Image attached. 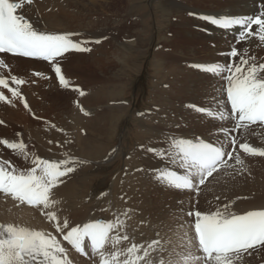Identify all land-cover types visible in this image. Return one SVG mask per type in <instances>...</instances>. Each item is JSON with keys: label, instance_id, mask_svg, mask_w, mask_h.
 Here are the masks:
<instances>
[{"label": "bare ground", "instance_id": "bare-ground-1", "mask_svg": "<svg viewBox=\"0 0 264 264\" xmlns=\"http://www.w3.org/2000/svg\"><path fill=\"white\" fill-rule=\"evenodd\" d=\"M11 1H17V3L22 4L23 11L18 12V14H23L25 18L28 19L37 30L44 31L47 33L62 34L59 32L60 30L68 29V27L66 26L67 24L66 25L62 24V22H60V19L54 17L55 14L53 11H55V9L53 7L56 6V3L61 2L59 0H31L30 3L26 0H11ZM104 1L106 2V5L114 9V11L120 10L122 4L125 3L124 8H122L123 9L122 11L124 12L126 8L130 10L132 9L130 11V14H134V15L138 14L136 12H138L139 10H141L143 13L145 12V6L142 2L137 6H135L132 5L133 4L132 0H123V1L104 0ZM64 4H62L61 7H64L63 6ZM129 4H131V6ZM258 4L264 7V4L261 2V0H238L237 2L235 1L231 5V7H227L219 12L215 11L216 13L208 12V11L204 12L200 10H196V11L203 12L202 14L201 13L199 14L200 17L215 16L217 18H220L223 16H229L234 18H243V17L255 16L259 14L257 10ZM93 6L95 7L97 6V4L95 3ZM61 7H60V11L62 10ZM56 12L58 14V11ZM202 23L207 28L211 29V33L213 32L212 34L211 33L208 34L210 35L211 38L213 39L214 37L220 38V43L218 44H222V46L223 44L227 45V47L226 46L225 47L229 51L233 48L232 45L235 42L236 40L235 37L237 35V32L239 31L238 26H235L232 29L223 30L221 28L212 25L211 23H206L204 20H202ZM214 33H216L217 36H215ZM137 40L138 38L135 37L134 41H132L133 46L135 48L139 46L136 45V43H138ZM116 43L118 44V46L121 45V42L120 43L116 42ZM146 43L150 45L152 44L150 39H147ZM245 43L251 45L250 47L252 51L258 50L259 53H261V55H258L256 57V60L258 61L257 66L259 64L264 63V55L262 54V52L264 51V42L260 41L258 37L255 38L251 37L248 40H246ZM93 47L94 49L97 48L96 45H93ZM115 48H119V47H115ZM115 48L110 51V53L112 54L105 58V63L107 65H111L117 59L121 58L119 49H115ZM218 48L216 47L212 48L211 51L212 54L209 59L208 58L197 59L198 57L187 58L186 60L187 62H185L184 60V65H181V67L180 65H178L179 63L178 59L182 55L175 54L174 52L166 53L161 50L160 51L158 50L159 51L158 53L155 52V55H157L156 58L162 61V64L165 69L164 74L170 76L169 78L176 77L177 80L175 81H178L179 83H181L182 81H189V82L198 81L199 85L206 87L205 93L203 95L204 99L202 100L201 106H206L207 113L210 112L211 114L200 113L189 107H183L184 111L186 110L185 108H189L191 109V111L193 110L198 112V114L197 113L190 114V116L189 117L187 116L186 118L187 119L186 123L192 124L195 127V130L192 131L191 135L183 134V133L178 135L179 134L178 133L177 137L179 138L181 137V135L185 137L190 136L189 139H193L194 142L199 141L201 138H203V141L214 144L215 146L221 148L222 151H230L231 142L230 143L227 142L228 143L227 147L229 148L228 149L226 148L227 143H225L223 139L227 138V140L229 141L230 136L231 137L236 136L239 141L237 142L236 149L232 150L233 155L234 156L238 155L241 160L242 158L257 159L258 157L254 156L253 158H251L249 157V155L243 154L242 153L243 151L239 152L238 149L240 143H248L250 146L255 147L257 149L262 148V146H260L259 143L261 144V141H264V124L250 125L248 128L235 130L234 125L236 122L232 118L231 110L226 100V93L223 92L222 76L217 72H211L208 70L200 69L201 68L200 65H204V64H207L206 65L207 68H211L214 65H219V67L221 68L222 65L227 63L229 59L228 54L226 55L221 54ZM241 50L239 52H241ZM135 51L138 56L142 53V51L139 50V48ZM74 53L77 52H70L68 53L69 55L66 54V57L72 56ZM75 55L78 56L84 55L88 58L94 59L96 58L97 54L94 53V51H91L89 53L78 52ZM0 61H3V64H0V70H2L4 73L20 74L19 77L25 81V83L21 85V87L25 89V86H27L25 89L27 92L26 97L29 98L30 102H32V98H33L32 94H34L32 93L33 91L39 90L40 93V91L45 92V90L54 89L53 87L45 88L44 85L46 84V82L44 81L43 83H41V81L38 80L36 81L35 85L33 83L35 79L33 78L34 76L32 75L31 72L35 70L38 71L44 66H46L48 63H46L45 61L19 57L8 53H0ZM186 63H188L189 65H193L194 69L187 67ZM251 63L252 62H250L249 64ZM245 67H247V65H245ZM181 69H183V72L181 71ZM190 73H195L198 76V78L195 79L189 78ZM200 75L202 76V78L199 77ZM72 76L73 75H70L69 72H66V77L68 79H70ZM117 77H119V74H117L113 70H108V72L104 76V78H106L105 80L102 81L101 78L93 79V81L98 80L99 82L102 83L99 84L96 88L92 89L90 95L88 94L90 90H88V92H86V95L87 94L88 95L87 96L84 95L82 97V101L89 99L91 102L95 103L97 101L102 100L104 97L108 96L109 91L111 89L113 90L116 89V87L120 86V84L123 82L121 77L120 78ZM174 78L172 80H174ZM55 84H56V87L54 85L55 89L59 88L58 87L59 85L57 83ZM176 85L178 86V84ZM12 86L15 87L14 85ZM171 87L172 85H170L166 89H162V87L159 89V87H156L158 89L155 91L154 95L156 97H160L161 95H166L171 92L170 91L172 90ZM176 90L180 92L181 87L180 86L176 87ZM44 92L42 93L44 94ZM112 99H115L113 102L114 106H112L111 103H108L109 106L111 105L110 112L116 111L117 109L120 110L124 109L125 106H122L120 104H124V105L129 104L128 101L119 99V97L116 96H113ZM106 107L108 106L106 105ZM147 109L148 108H146L145 110ZM87 110L93 111L90 109ZM94 112L96 111H93L92 114L90 113V115L89 113H87L88 117L80 116L79 114L78 115L73 114L74 116L72 118L69 117L70 118L69 121L66 122L67 123L66 126L70 128L68 132V134L70 133V138H71L70 141L73 142V148L71 147L72 151L74 150L76 151L78 149L87 150V149H91V147L93 146L102 147L101 144L105 143L106 137L108 136V134L106 133L108 132H101L99 130L101 129L107 130L108 127L107 125H104L103 123L104 120L98 119L97 114L95 116H92ZM149 112L150 113H142L141 114L142 118L151 115L155 117L156 113L155 112L153 113L152 109L151 111L149 110ZM153 118H151V120H153ZM161 128L155 135H153L148 139L143 140V143L140 144L137 143L134 148L137 149V145L138 146L142 145L141 146L142 148L139 147L138 150L145 149L144 147L146 144L149 145L158 144L159 146V145H164L165 143L169 146V143L168 142L166 143L165 141V139L166 140L168 139L166 138L167 137L166 133L163 132L165 130L164 129L162 130ZM209 131L212 132V135L210 137H209ZM36 132L32 131V133L34 134ZM61 133L64 134V132ZM121 134L125 135V129L121 131ZM174 135L171 138H174L176 136ZM53 140L54 139H51V141ZM57 141H60V139H58ZM68 143H66V140H63L62 142L63 145L70 146V144H72V143L69 144ZM39 144H41L40 141ZM47 144L49 145V143ZM63 147L64 146H62V148ZM66 149L64 148L63 150ZM131 151L125 153L127 155L129 154L130 160L127 161V165H123V168L120 170L119 173L120 175H127V176L125 178H122L119 175L117 177V181L112 180V182L109 185V189L106 190L103 195L96 196L95 198H93L94 197L93 194L90 195L87 193L86 195L81 197V201H80L78 197L77 186H79L78 185V183H80L79 180H81L84 177L87 176L95 177L98 176L99 174L101 175L106 172V168L102 166H98L97 164H96L97 166L88 168L87 170L86 167L85 169L83 168V170L81 171H77L79 173L73 171L72 173L68 174L66 177H62L61 178L62 183H59L56 187H54L51 190L49 199L50 201H53V203H51L47 209H45L42 205L29 206L26 203L22 204L18 201H15L10 196L6 197L3 193H0V224H4V225L14 224L19 227H27L29 230L42 231L46 234L55 236L58 240L61 241L62 246H64L67 249V255L76 259L79 264H98L99 257L94 256L93 262H90V257L84 259L73 248H71L70 245L64 242L62 240V234L56 230V225L57 223H59L61 226H63V224L67 222L69 226H75V225L82 226L84 223L96 222L98 220L105 219V220H109L111 224L119 226L118 230L113 229L112 231H110L111 237L113 238L117 236L121 237L120 242L116 245L117 249H126L128 247H131L132 246L131 243L141 245L143 248H148V246L151 244L152 248L148 249L149 251L148 260L151 261L152 264H197V262L198 264H203L204 255L199 251L198 244L195 240L194 219L192 218V216H188V211H191L193 213V209L195 208L196 210L194 211H201L202 213H206V214H210L213 211H221V212L228 211L230 213L232 212L233 214H242L250 210H264V173H262V171L261 173L259 171V175H256V173H254L255 175L252 174V176L254 175L253 182L251 181L250 183L249 181L246 184L244 183V187H242V191L238 192L234 190L235 192H232V190L231 191L229 189L226 190L224 187H221L218 188V195L216 197L214 196V189H215L214 186L217 185V181L220 180V178L222 179L223 177V179H225L226 176H229L230 168L232 166L234 167L237 164L235 159L229 161L230 167L222 170H218L217 173H214L212 177H209L206 180L205 184L201 185L199 188L196 187L193 189L177 190L173 186L168 185L166 181L157 180L156 176H158V174L162 169H163L162 172H166L168 170H176L178 171V173L183 175H188L193 170L191 169L180 170L178 163H175L171 160L159 161L154 156H150L144 150L141 152V154L136 153L135 155H131ZM120 154H123V151L121 153V151H119L118 148L114 153L113 158L117 156H122ZM4 159L8 160L18 170L26 171L28 169L26 167L27 164L25 163L26 160L24 156H22L21 154L16 156H11L5 150L0 149V161ZM17 159H19L22 162L21 167L16 166V164L14 163ZM225 159L227 158L225 157ZM134 162H139V163L135 164ZM108 163L109 162L103 163V165H106ZM29 164L31 163L29 162ZM174 164H176L177 167H174L173 166ZM249 164L250 163H248V165ZM139 165H142V168L140 169L137 168ZM125 166H127L128 169L127 172ZM254 166L256 167L257 171L260 168L261 170H264V161L262 164H260L257 161L256 163H254V165L250 166L252 167L250 169H253ZM131 170H133L132 173L130 172ZM252 176H250L251 179ZM120 179H123L121 183L118 182V180ZM193 183L197 184L198 186V179H194ZM248 184L250 185L249 186L250 188L248 187ZM197 189H198L197 194H195L194 191ZM217 200H221L222 202L220 204L214 205V202H216ZM165 203L168 206H170L171 212L170 210L169 211L162 210L163 206L165 208ZM97 204L99 205L101 204V206L98 205L97 207L96 206ZM78 205H82L83 207L81 209H78L77 208ZM94 206H96L97 208L103 207L104 211L100 212ZM87 207H93L94 210L93 208L92 209L89 208L88 210ZM79 210L82 213L81 214L79 213L78 215L77 212H80ZM47 212L53 213L56 216V220L54 221L49 220L46 215ZM168 217L171 218L167 219ZM125 236H127L128 239L126 240L123 239V237ZM124 241L126 242L122 243ZM85 245H86L85 252L87 253V255L91 254L90 243L87 240L85 241ZM260 248L261 247H258L256 249H260ZM156 249L159 250L157 251ZM141 255H143V252H141ZM247 260H248L247 257H244L242 255L241 257L236 258L234 260V264H246V263L249 264L250 261Z\"/></svg>", "mask_w": 264, "mask_h": 264}, {"label": "rangeland", "instance_id": "rangeland-1", "mask_svg": "<svg viewBox=\"0 0 264 264\" xmlns=\"http://www.w3.org/2000/svg\"><path fill=\"white\" fill-rule=\"evenodd\" d=\"M59 1L61 2L56 3V6L53 7L55 9V11H53L55 14L54 17L60 19V22L65 25L67 24L66 26L68 27V31L65 29L60 30L59 32L62 34H76L71 38L76 42H86L83 44V46L90 49V51L79 53H89L91 51H94V53L97 54L96 58L91 59L84 55H75L78 53L77 52L72 56H68L61 62L60 67L62 69V74H64L65 78L69 81V88L67 89L62 88L59 85V82L56 79L54 72L51 71V67L48 62L45 61L48 64L38 71L33 69L35 71L32 70L33 72L31 73L34 76L33 78L35 79L33 82L34 85L36 84V81L40 80L41 83H43V81L46 82V84L44 85L45 88L53 87L54 89L45 90V92L40 91V93L39 90H35L36 92L33 91L32 93L34 94H32V102H30L29 98L26 97L27 92L25 89L27 86H25L24 89L20 85L19 90L21 92V95L24 97L27 104L30 103L28 104L29 107L27 109L23 106L19 99L12 98L7 89H0V91H3L5 95L13 101V104L0 102V122H2L0 123V140H8L9 142H23L25 145L23 153L19 149L10 150L3 144H0V149L5 150L11 156H16L19 154L24 156L26 160L25 163L28 165H26L27 168L33 166L31 162L37 157L49 160L55 159V161H67L68 166L73 167L74 172L76 173H79L77 171H81L83 170V168L85 169L87 167V170L88 168H92L97 165L106 168V172L104 174H99L95 177L87 176L81 179L83 181L79 180L80 183H78L79 186H77V189L78 197L81 201V197L86 195L87 193L90 195L93 194V198L103 195L104 192L109 189V185L112 180L117 181V177L120 175L119 173L123 168V165H127V161L130 160L129 154L127 155L125 153L132 150L131 155H135L136 153L141 154L143 149L138 150V148H142V145H137L136 149L134 148L136 144L143 143V140L155 135L161 127L162 130H165L163 132L166 133V138H168V141L166 139L165 141L166 143H169V146L164 143V147L168 146L172 149L170 141L173 139L171 137L174 134L176 135H174L175 139H189L190 136L185 137L181 135V137L179 138L177 136L182 133L191 135L192 131L195 130V127L192 124L186 123V118L187 116L189 117L190 114H198V112H200L193 106H198L199 108L206 109V106H201L202 100L204 99L203 95L205 93L206 87L199 85L198 81H182L181 84L178 81H175L177 80L176 77L169 78L170 76L164 74L165 69L162 61L156 58L157 55H155V52L158 53L161 50L166 53L174 52L175 54L182 55L178 59V65H180V67L181 65H184V60L185 62H187V58L198 57L197 59H209L212 54V48L215 47H219L218 49L221 54H228L231 50L229 51L228 49H226L227 45L225 44H223V46L222 44H218L220 43V38L214 37L213 39L210 37V35H208L211 33V29L207 28L202 23V19H200L199 16V14H202L203 12H199L196 10L216 13L224 10L227 7H231V5L238 0H132V5L137 6L142 2L145 6V12L143 13L141 10H139L138 12H136L138 13L136 15L130 14V11L132 9L130 10L126 8L125 12L122 11L125 3L122 4V7L120 10H118V12L108 7L104 0ZM95 3L97 4V6H95L96 8L93 6ZM62 4H64V7H61ZM260 4L257 5L258 13L264 11V7ZM129 5L131 6V4ZM60 7L62 9L61 11ZM56 11H58V14ZM66 18L69 19L67 20ZM214 35L217 36L216 33H214ZM135 37L138 38V43H136V45L139 46L137 48L133 46L132 42L134 41ZM255 37L256 36H254V38ZM147 39H150L152 43L151 45L146 43ZM97 40H99L100 43H96L95 41ZM116 42H121V45L118 46ZM93 45H96L97 48L94 49ZM250 46L251 45L245 43V41L237 42V40H235L232 47L236 48L239 53V55L235 58V63H240V60L243 58L247 59L249 63L252 62L256 65L258 64L256 57L258 55H261V53H259L258 50L252 51ZM240 47L242 50L240 49ZM114 48L119 49L121 58L117 59L111 65H107L105 63V58L112 54L110 53V51ZM138 48L142 51L139 56L135 51ZM240 50L241 52H239ZM262 54L264 55V51L262 52ZM206 65L207 64L200 65V69L205 70V68H207ZM186 66L194 69L193 65H189L188 63H186ZM225 66L226 64L222 65L221 69H225ZM65 70L66 72H69L70 75H73L70 79L66 77ZM108 70H113L117 74H119V77L117 78L121 77L123 80L120 86L116 87V89L114 90L111 89L108 96L95 103L91 102L89 99L82 101V97L86 95V92H88V90H90V92H88V94L90 95L92 89L96 88L99 84L102 83L98 80L93 81V79L101 78L102 81L105 80L106 78H104V76L106 75ZM181 71L183 72V69H181ZM37 73H40V75H36ZM0 74V77L8 79L9 81H11L12 76L21 79L19 77L20 74L17 73H4L2 70H0ZM199 77L202 78L201 75ZM173 78L174 80H172ZM189 78L195 79L198 78V76L195 73H190ZM55 83L59 85V88L55 89ZM176 84H178V86ZM170 85H172V90H170V93L161 95L160 97H156L154 95L155 91L158 89L156 87H159V89L161 87L162 89H166ZM179 86L181 87V91L184 89L182 92L180 91L181 93L176 90V87ZM76 87L80 88V90L84 92L83 96H80L78 92L72 90ZM42 92H44V94ZM59 93L65 96H62ZM113 96L128 101L129 104H120L122 106H125V108L122 110L117 109L116 111L110 112L111 105L109 106L108 103H111L112 106H114L113 102L115 99H112ZM106 105L108 107H106ZM186 105L187 107L198 112L193 110L191 111V109L189 108H185L186 110L184 111L183 107H186ZM146 108L148 109L145 110ZM87 109L96 111L92 116H95L97 114L98 119L104 120L103 123L104 125H107L108 128L107 130L101 129L99 131L108 132L106 133L108 134V136L106 137L105 143L101 144L102 147L93 146L91 147V149L87 150L78 149L76 151H72L71 147L73 148V142L70 141V133L68 134L70 128L66 126V122H68L69 119L74 115L78 114L80 116L88 117L87 113H89L90 115V113L92 114L93 111H88ZM151 109L153 113H156L155 117L151 115L142 118L141 114L150 113L149 110L151 111ZM205 113H207V109ZM207 114L211 113L209 112ZM151 118H153V120H151ZM123 129H125V135L121 134V131H123ZM234 129L238 130L235 128V125ZM32 131H37V134L35 133L37 138L35 137V134L32 133ZM61 132H64V134H66L64 135ZM67 134L69 135V138ZM211 135L212 132L209 131V137ZM232 137H235L237 142L239 141L236 136ZM232 137L230 136L229 141L227 140V138L223 139V141H225V143H230ZM51 139L54 140L51 141ZM58 139H60V141H57ZM63 140H66V143L69 142L72 144H70V146L63 145ZM39 141L41 142V144L44 142L42 146L41 144H39ZM47 143H49V145ZM259 145L262 146V148L260 149L264 150V141H261V144L259 143ZM62 146L64 147L62 148ZM148 146H156L157 149L161 147V145L158 146V144H146L144 148L146 149ZM227 146L228 143L226 144V148H228ZM64 148H68L66 150L69 152L63 150ZM118 148L121 153L123 151V154H120L122 156L113 158L114 153ZM230 149V151L233 150L232 144H230ZM62 151H64L65 153ZM238 151L242 152L241 149H238ZM242 153L245 155H249V157L251 158H253L254 156L258 158H242V160L240 159L242 163L236 164L234 167L232 166L233 168L231 167L229 170V176H226L227 180L226 178L223 179L222 177V179L220 178V180L217 181V185L214 186L215 189H213L215 197L218 195V188L224 187L226 190H232V192H235L234 190L240 192L242 191V187H244V183L246 184L249 181L250 183L251 181L253 182V178L255 175L254 173H256V175H259V171L260 173L261 171L262 173H264V170H261V168H257V171L255 166V169L253 168L254 170L250 169L252 168L250 166L254 165V163H256L257 161L262 164L264 161V158L262 157L264 156L250 155L245 152ZM29 162L31 164H29ZM106 162L109 163L103 165V163ZM14 163L16 164V166H22V162L19 159H17ZM134 163L138 164L139 162ZM248 163L250 164L248 165ZM173 166L177 167L176 164H174ZM137 168H142V165H139ZM125 169L127 172V166H125ZM162 170L160 172H162ZM130 172L132 173L133 170H131ZM252 174L254 175L252 176ZM120 176L122 178H125L127 175ZM250 176H252V179ZM122 180L123 179H120L118 180V182L121 183ZM200 186L201 185H198L197 188H199ZM249 186L250 185L248 184V187ZM197 191L198 189L194 191L195 194H197ZM221 202V200H217L216 202H214V205L220 204ZM98 205L99 204H97L96 206L98 207ZM99 206H101V204ZM82 207V205L77 206L78 209H81ZM89 208L92 209L93 207H87L88 210ZM103 209V207L97 208V210L100 212L104 211ZM162 210H170L171 212L170 206H168L166 203L165 208L163 206ZM194 210L196 209H193V213L195 212ZM189 212L191 211H188V213ZM77 213L79 215V213L81 214L82 212L80 211ZM169 218L171 217H168L167 219ZM192 218L194 219V216H192ZM125 242L126 241L122 243ZM132 244L133 243H131V245ZM106 248L107 252L114 250L111 244L106 245ZM252 251L250 253L243 254L244 257H247V261H250L249 264H251L252 261L254 264H264V248L261 247L260 249H254V251ZM80 256L83 257L82 255ZM93 257L94 256L91 255L90 262H93ZM83 258L85 259L86 257ZM67 259L70 261V264H79L76 259L72 258L69 255H67Z\"/></svg>", "mask_w": 264, "mask_h": 264}, {"label": "snow or ice", "instance_id": "snow-or-ice-1", "mask_svg": "<svg viewBox=\"0 0 264 264\" xmlns=\"http://www.w3.org/2000/svg\"><path fill=\"white\" fill-rule=\"evenodd\" d=\"M261 2L264 3V0ZM22 11L21 3L0 0V53L48 62L59 85L65 89L69 88V81L62 74L60 64L70 52L90 51L83 46L86 42H74L71 38L76 35L74 33L55 34L37 30L23 14H18ZM200 19L223 30L238 26L239 31L235 37L237 42L254 36L264 42V11L243 18L201 16ZM95 42L100 43L99 40ZM238 55V50L232 48L228 53L229 59L225 69L214 65L205 70L217 72L222 76L223 92L226 93L232 118L236 122L235 128L242 129L250 125L264 124V63L257 66L255 63L249 64V61L243 58L240 63H235ZM0 64H3V61H0ZM24 83L23 79L15 76L11 77V81L0 77V89H7L11 97L19 99L27 109L29 105L19 90V86ZM72 90L80 96L84 95L78 87ZM0 102L13 103L3 91H0ZM193 107L201 113L206 112V109ZM0 144L10 150L19 149L22 153L25 149L23 142L0 140ZM170 144L172 149L161 145L159 150L156 146L143 150L159 161L171 160L178 163L180 170H193L188 175L168 170L156 176L157 180L166 181L177 190L196 188L194 179H198V185H204L218 170L230 167L229 161L233 159L237 164L242 163L240 157L234 156L232 151H222L212 143L203 142V138L196 142L193 139L173 138ZM231 144L235 150V137H232ZM239 149L250 155L264 156V150L248 143H240ZM31 163L33 166L25 171L18 170L6 159L0 161V193L22 204L42 205L47 209L53 203L49 199L51 190L62 183L61 178L72 173L74 169L64 160L37 157ZM46 215L49 220H56L53 213L47 212ZM188 215H194L195 240L204 254V264H234V260L243 254L264 247V210H250L243 214L221 211L206 214L195 211L189 212ZM118 227L101 221L84 223L82 226H69L65 222L63 226L57 223L56 230L62 234V240L77 253L87 255V240L91 254L99 257V264H152L148 260L151 244L148 248L137 244H132L126 249L116 248L121 237H111L110 231L118 230ZM109 243L114 249L111 252L105 250ZM0 264H70V261L67 259V249L55 236L14 224H0Z\"/></svg>", "mask_w": 264, "mask_h": 264}]
</instances>
